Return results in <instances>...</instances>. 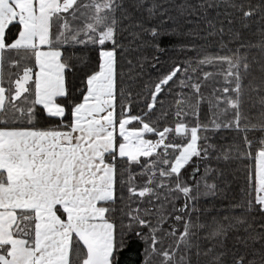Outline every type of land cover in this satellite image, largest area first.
I'll return each instance as SVG.
<instances>
[{
	"label": "snow or ice",
	"instance_id": "snow-or-ice-1",
	"mask_svg": "<svg viewBox=\"0 0 264 264\" xmlns=\"http://www.w3.org/2000/svg\"><path fill=\"white\" fill-rule=\"evenodd\" d=\"M0 264H264V0H0Z\"/></svg>",
	"mask_w": 264,
	"mask_h": 264
},
{
	"label": "trees",
	"instance_id": "trees-1",
	"mask_svg": "<svg viewBox=\"0 0 264 264\" xmlns=\"http://www.w3.org/2000/svg\"><path fill=\"white\" fill-rule=\"evenodd\" d=\"M176 2H179V0H176ZM135 55H136V53L133 52L132 55H131L129 58H130V59H134ZM169 55H173V54L170 53ZM166 58H167V57H161V60L163 61V60H165ZM146 71H151V69H146ZM254 101H255V103H256V109H255V110H256V111H259V107H260V105H259V99L256 98V97H254ZM233 168H234V165H229V166H228V171L231 172Z\"/></svg>",
	"mask_w": 264,
	"mask_h": 264
}]
</instances>
